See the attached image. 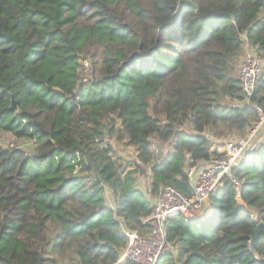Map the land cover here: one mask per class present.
Wrapping results in <instances>:
<instances>
[{
  "label": "trees",
  "instance_id": "obj_1",
  "mask_svg": "<svg viewBox=\"0 0 264 264\" xmlns=\"http://www.w3.org/2000/svg\"><path fill=\"white\" fill-rule=\"evenodd\" d=\"M246 43L264 60V0H0V134L16 141L0 144V264L117 262L123 228L149 231L138 176L151 198L163 185L189 197L212 138L243 137L251 104L264 108V67L242 103ZM231 173L238 185L224 176L206 215L166 221L175 250L156 264H264V233L249 246L264 224V140Z\"/></svg>",
  "mask_w": 264,
  "mask_h": 264
},
{
  "label": "built area",
  "instance_id": "obj_2",
  "mask_svg": "<svg viewBox=\"0 0 264 264\" xmlns=\"http://www.w3.org/2000/svg\"><path fill=\"white\" fill-rule=\"evenodd\" d=\"M83 78L87 81L92 77V66L87 58L80 60ZM264 67V60L246 43L238 78L243 92L242 103L250 104L255 84ZM257 114V119L247 128L243 137L224 139L221 149L206 161V166L200 170L192 167L187 171L190 178L192 193L189 197L171 185L159 188L149 216L142 219L149 226V231L140 233L137 230L123 228L127 244L121 253L120 260H128L134 264H156L165 253H173L175 245L167 239L166 221L176 215L185 218L199 216L202 204L208 200L209 194L227 176L235 185L238 180L231 173L232 169L243 160L250 148L264 137V108L251 104ZM214 143L215 139L212 138ZM137 161V159H136ZM77 170V169H75ZM118 264V261L113 263Z\"/></svg>",
  "mask_w": 264,
  "mask_h": 264
},
{
  "label": "rangeland",
  "instance_id": "obj_3",
  "mask_svg": "<svg viewBox=\"0 0 264 264\" xmlns=\"http://www.w3.org/2000/svg\"><path fill=\"white\" fill-rule=\"evenodd\" d=\"M241 64V59L238 62V66H237V73L239 70V66ZM214 138V137H213ZM228 138V137H226ZM225 138V140H226ZM264 138V137H263ZM262 138V140H264ZM215 140H217L216 138H214ZM114 143V147H115V153L117 156L121 157V159L126 162L129 166H131L133 163L136 162L135 160V155H134V148L127 145L125 142H115ZM16 143L15 138L12 137L10 134L8 133H1L0 134V144L3 146H12ZM213 141H212V145H213ZM211 145V147H213ZM151 146L152 149L155 151L156 153V157H158V159L163 155V153L165 152V146L160 144L159 141H157L155 138H151ZM157 159V160H158ZM139 182H140V187L143 188L145 190V192L148 194V191L146 190V184L149 181V178H147V176L144 175H139ZM145 186V187H144ZM248 211L253 215L254 212L251 211L250 209H248Z\"/></svg>",
  "mask_w": 264,
  "mask_h": 264
},
{
  "label": "crops",
  "instance_id": "obj_4",
  "mask_svg": "<svg viewBox=\"0 0 264 264\" xmlns=\"http://www.w3.org/2000/svg\"><path fill=\"white\" fill-rule=\"evenodd\" d=\"M225 139V138H224ZM224 139H219V140H215L214 141V146L213 147H211L210 148V153H215L216 151H217V148H219V149H221L222 148V146H223V142H224ZM132 147V146H131ZM165 151H166V149H165ZM164 154V153H163ZM134 155H135V160H136V152H135V149H134ZM161 158V157H160ZM159 158V159H160ZM157 159H158V157H156V161H157ZM206 161L207 160H202V161H200L195 167L197 168V170H200V169H202V168H204L205 166H206ZM146 193V192H145ZM146 196L152 201V204H153V202H154V200H155V197L156 196H154L153 198H151V196H149L147 193H146ZM210 209H211V203L208 201V200H206L203 204H202V207H201V209H200V213L201 214H207L209 211H210ZM129 262L130 263H133V262H131V261H128V260H120V258H119V260H118V264H129Z\"/></svg>",
  "mask_w": 264,
  "mask_h": 264
},
{
  "label": "water",
  "instance_id": "obj_5",
  "mask_svg": "<svg viewBox=\"0 0 264 264\" xmlns=\"http://www.w3.org/2000/svg\"><path fill=\"white\" fill-rule=\"evenodd\" d=\"M8 108L12 111L17 110V103H16L13 96H11L10 105ZM247 155H248V152L244 155L243 160L247 157ZM262 233H264V224L262 222H258L256 225V229H255L253 235L251 236V239L249 242V246L251 249L254 248V244H255L256 239Z\"/></svg>",
  "mask_w": 264,
  "mask_h": 264
}]
</instances>
